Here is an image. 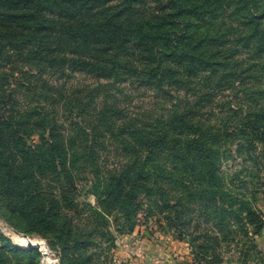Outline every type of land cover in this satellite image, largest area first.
Instances as JSON below:
<instances>
[{
  "label": "trees",
  "instance_id": "16d2710c",
  "mask_svg": "<svg viewBox=\"0 0 264 264\" xmlns=\"http://www.w3.org/2000/svg\"><path fill=\"white\" fill-rule=\"evenodd\" d=\"M260 1L0 0V62L11 71L0 77L1 217L49 237L60 264H98L97 237L111 236L103 227L109 217L129 232L140 217L155 219L161 232L188 240L195 264H232L223 253L231 246L241 264H264L256 241L264 229L256 207L264 195V89L252 96L255 109L230 108L235 128L208 125L203 114L249 80L230 67L236 51L252 54L264 80ZM20 65L97 83L71 95L44 84V101L23 111L16 93L28 83L16 76ZM130 82L170 107L155 117L130 113L120 88ZM234 157L242 168L228 175L223 166ZM84 175L98 203L83 206L85 225L75 223L82 210L65 193ZM38 258L0 233V264Z\"/></svg>",
  "mask_w": 264,
  "mask_h": 264
},
{
  "label": "rangeland",
  "instance_id": "374dc122",
  "mask_svg": "<svg viewBox=\"0 0 264 264\" xmlns=\"http://www.w3.org/2000/svg\"><path fill=\"white\" fill-rule=\"evenodd\" d=\"M263 0L260 1L262 5ZM231 10L227 11L230 13ZM230 22V21H229ZM232 25H236V22H232ZM235 30L230 34L233 37L237 36ZM235 39V38H234ZM243 51V52H241ZM240 52L234 53L231 61L229 62L230 67L233 70H237L239 74L244 75L248 81L237 82L235 86L225 90L215 100L208 105L204 110L205 119H208V125L219 126L221 123L225 124V127L235 128L236 126L231 122V109H239L246 111L251 105V109H255L257 99L252 97L257 94L260 90L264 89V80L256 77V68L254 67L255 62L249 59H253L252 54L248 53L247 50H241ZM250 54V55H249ZM19 69H15L16 76L23 79V82L28 84H21L23 87L16 93L17 101L22 107L23 111H30V109L37 107L44 101V98L40 97L39 87L50 84L66 89L71 95L73 90L79 92L87 86L96 85L97 81L91 77L83 74L75 73L68 77H58L50 73V71L38 70L36 66H18ZM14 69V67H11ZM10 67L7 68L4 63L0 62V77L3 73L11 72ZM25 70V76L23 72ZM29 82L38 84L37 87H29ZM106 86H110L109 82L101 81ZM126 84L121 86L126 92L129 93V99L126 101L129 107L130 113L144 111L152 114L155 117L158 113L164 112V109L170 107L167 101H161L155 99V93L141 88L139 83L135 82L132 84ZM77 92V93H78ZM181 98H185L184 91H181ZM77 93L75 96H77ZM184 93V94H183ZM186 95V94H185ZM69 97V96H68ZM198 96H196L197 99ZM251 98L252 100H249ZM263 101V100H262ZM225 108V109H224ZM231 108V109H230ZM222 109L225 112H222ZM71 109H68L66 116L70 115ZM75 114V113H74ZM62 116V114L60 113ZM233 120V118H232ZM67 123V122H66ZM210 123V124H209ZM67 126H65L66 128ZM239 160L235 157L228 160L223 170L226 174H233L236 171H240L242 167L239 166ZM252 165V163H249ZM260 177L264 179V170L261 171ZM92 178L89 175L81 176L80 179L71 186H66L65 193L69 199L74 200L81 208V217L75 219L76 224L82 223L87 224L86 215L89 214L88 208H83L87 204L94 207H98L97 198L93 192L91 186ZM58 199L63 200V196L60 194V190L56 191ZM260 201L256 207L264 215V195L260 196ZM62 209L66 213L75 214L77 207H66L65 202L61 201ZM2 212L0 210V233L11 241L12 246L23 251H29L31 249L36 250L39 253L37 264H60L61 251L60 249L53 247L50 243V238L43 236L37 232H31L29 230H18L12 226L5 218L1 217ZM122 219L115 220V217L107 218V223L103 227L108 229L111 236L103 237L98 235L97 241L104 245L103 250L99 251L100 257L98 258V264H195L194 257L192 254L193 248L188 240L180 241L176 235L172 232H161L159 225L155 219L146 221L142 217L137 221V225L133 232L127 231V228L122 224ZM23 231H27L26 233ZM19 235V236H17ZM27 235L32 243L36 244L35 247L29 248L26 245L19 243L20 237ZM23 239V238H22ZM25 240V239H24ZM258 249L264 253V229L262 234L256 238ZM229 252H223L225 258L231 256L233 258L232 264H241L235 257L236 251L235 246H231ZM227 259L225 262L227 263ZM229 264V263H227ZM231 264V263H230ZM248 264H254L250 261Z\"/></svg>",
  "mask_w": 264,
  "mask_h": 264
},
{
  "label": "bare ground",
  "instance_id": "6f19581e",
  "mask_svg": "<svg viewBox=\"0 0 264 264\" xmlns=\"http://www.w3.org/2000/svg\"><path fill=\"white\" fill-rule=\"evenodd\" d=\"M17 236H19V235H17ZM21 239H19V243L21 244V245H26L27 243H31L32 242V240H29V239H26V238H24L23 236L22 237H20ZM23 238V239H22ZM25 239V240H24Z\"/></svg>",
  "mask_w": 264,
  "mask_h": 264
},
{
  "label": "water",
  "instance_id": "95a60500",
  "mask_svg": "<svg viewBox=\"0 0 264 264\" xmlns=\"http://www.w3.org/2000/svg\"><path fill=\"white\" fill-rule=\"evenodd\" d=\"M23 237L26 238V239L31 240L27 235H24ZM26 246L29 247V248H32V247H35L36 244L31 242V243H27Z\"/></svg>",
  "mask_w": 264,
  "mask_h": 264
}]
</instances>
